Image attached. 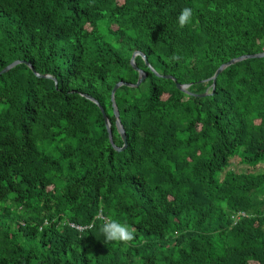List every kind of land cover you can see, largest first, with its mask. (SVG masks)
I'll return each instance as SVG.
<instances>
[{
	"label": "trees",
	"instance_id": "trees-1",
	"mask_svg": "<svg viewBox=\"0 0 264 264\" xmlns=\"http://www.w3.org/2000/svg\"><path fill=\"white\" fill-rule=\"evenodd\" d=\"M134 50L117 150L84 94L121 147ZM263 50L264 0H0V70L53 77L0 74V264H264V57L210 79Z\"/></svg>",
	"mask_w": 264,
	"mask_h": 264
},
{
	"label": "water",
	"instance_id": "water-1",
	"mask_svg": "<svg viewBox=\"0 0 264 264\" xmlns=\"http://www.w3.org/2000/svg\"><path fill=\"white\" fill-rule=\"evenodd\" d=\"M137 55H141L143 58H144V61L145 63L148 65V67L154 71L155 73H157L154 68L149 64V62L147 61L146 57H145V54L142 52V51H139V50H134L132 55H131V58H130V63L131 65L133 66V68L138 72V77H137V80L136 82L132 83V82H126V81H123V80H120L118 82H116L114 84V86L112 87V90H111V103H112V107H113V113L115 115V125H116V128H117V131L119 132V134L121 135V138L123 140V145L121 147L119 146H116L114 141H113V138H112V129H111V123L109 121V118L107 116V114L105 113V110L103 109V107L99 104V102L93 98L92 96L88 95V94H84V96L88 99H90L91 101H93L94 103H96L101 112H102V115H103V118H104V122H105V125H106V128H107V132H108V137H109V141L111 142L112 146L114 148H116L117 150H122L123 148L126 147V134H125V130H124V127L120 121V117H119V110H118V107H117V104H116V101H115V91L117 90L118 87L122 86V85H126V86H129V87H136L138 86L143 80L144 78L146 77V72L144 70H142L141 68H138L137 65L135 64V57ZM256 57H264V50L261 51V52H257V53H252V54H243V55H240V56H237V57H234V58H231L229 59L227 62L225 63H222L217 69L216 71L214 72V74L210 77V79L212 80V86L215 85V81H216V77L218 76V74L224 69L226 68L227 66L229 65H232L238 61H241V60H244V59H247V58H256ZM19 63H25L27 66H29L31 68V70L37 75V76H43V77H48V78H53L51 75L49 74H43V75H40L39 73H37L35 71V69L33 68V66L31 65L30 62L28 61H24V60H14L12 61L11 63H9L8 65H6L4 68H2L0 70V74L2 73H5L7 72L8 70H10L12 67L16 66L17 64ZM158 74V73H157ZM165 78H169V79H172L173 81H176L175 77L170 75V74H167V75H164ZM190 85V83H179V82H176V86L179 90L181 91H184L186 93H190L187 88L188 86ZM208 92L205 91L204 93L202 94H199V96H205L207 95Z\"/></svg>",
	"mask_w": 264,
	"mask_h": 264
},
{
	"label": "clouds",
	"instance_id": "clouds-1",
	"mask_svg": "<svg viewBox=\"0 0 264 264\" xmlns=\"http://www.w3.org/2000/svg\"><path fill=\"white\" fill-rule=\"evenodd\" d=\"M192 17L191 8L185 7L178 16V22L181 28L188 24ZM101 232L106 241H117L128 243L133 240L134 229L130 228L127 223H120L114 219H105L101 225Z\"/></svg>",
	"mask_w": 264,
	"mask_h": 264
},
{
	"label": "rangeland",
	"instance_id": "rangeland-1",
	"mask_svg": "<svg viewBox=\"0 0 264 264\" xmlns=\"http://www.w3.org/2000/svg\"><path fill=\"white\" fill-rule=\"evenodd\" d=\"M142 87H143V88H146L147 86H145V84H144V85H142ZM231 161H232V162H231V168H232L233 170L240 171V170L246 168L245 165H244L243 163H238V160L235 159V158L232 159ZM255 168H257V167H253L252 169H255Z\"/></svg>",
	"mask_w": 264,
	"mask_h": 264
},
{
	"label": "built area",
	"instance_id": "built-area-1",
	"mask_svg": "<svg viewBox=\"0 0 264 264\" xmlns=\"http://www.w3.org/2000/svg\"><path fill=\"white\" fill-rule=\"evenodd\" d=\"M70 225H71L72 227H75V228L79 229V230L83 229V227L80 226V225H75V224H73V223H71Z\"/></svg>",
	"mask_w": 264,
	"mask_h": 264
}]
</instances>
